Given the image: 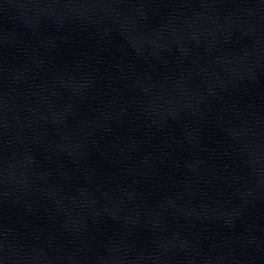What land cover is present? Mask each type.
I'll return each instance as SVG.
<instances>
[{
    "label": "water",
    "instance_id": "1",
    "mask_svg": "<svg viewBox=\"0 0 264 264\" xmlns=\"http://www.w3.org/2000/svg\"><path fill=\"white\" fill-rule=\"evenodd\" d=\"M0 264H264V0H0Z\"/></svg>",
    "mask_w": 264,
    "mask_h": 264
}]
</instances>
